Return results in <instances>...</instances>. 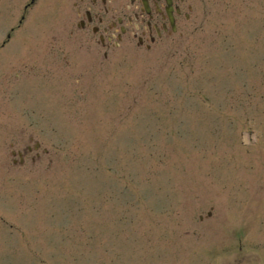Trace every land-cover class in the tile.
I'll return each mask as SVG.
<instances>
[{
	"label": "rangeland",
	"instance_id": "obj_1",
	"mask_svg": "<svg viewBox=\"0 0 264 264\" xmlns=\"http://www.w3.org/2000/svg\"><path fill=\"white\" fill-rule=\"evenodd\" d=\"M27 1L0 0V264H264V0H185L150 49L76 27L126 0Z\"/></svg>",
	"mask_w": 264,
	"mask_h": 264
},
{
	"label": "flooded vegetation",
	"instance_id": "obj_2",
	"mask_svg": "<svg viewBox=\"0 0 264 264\" xmlns=\"http://www.w3.org/2000/svg\"><path fill=\"white\" fill-rule=\"evenodd\" d=\"M32 3L34 0H30ZM102 4H105L107 0H100ZM113 1V0H108ZM90 3L93 6L97 5V0H81V3ZM171 13H166L168 7L167 0H126L125 10L120 12L119 15L112 14L109 19H105L104 13L109 10L105 8L103 10H96L93 12L86 10V17L79 18V28L81 30L92 29V32L98 33L102 29V33L99 34V40L102 47H108L113 42L114 47L120 46L125 37L129 36L135 38L139 46H145L150 49L154 45L157 39H160L162 35L172 34V31L177 29V26L181 22L182 4H185V0H170ZM186 9L191 10L192 4L186 3ZM29 3L24 5V9L29 7ZM78 14L81 16V10L78 7ZM171 18L175 25V30L172 29ZM19 22H22L19 19ZM132 29V32H131ZM148 40V43H144Z\"/></svg>",
	"mask_w": 264,
	"mask_h": 264
}]
</instances>
